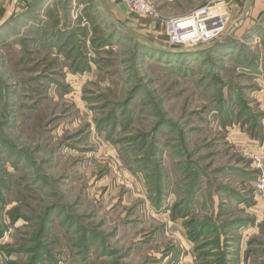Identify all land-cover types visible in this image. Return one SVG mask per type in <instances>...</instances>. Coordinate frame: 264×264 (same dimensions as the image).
Here are the masks:
<instances>
[{
  "label": "rangeland",
  "instance_id": "1",
  "mask_svg": "<svg viewBox=\"0 0 264 264\" xmlns=\"http://www.w3.org/2000/svg\"><path fill=\"white\" fill-rule=\"evenodd\" d=\"M23 1L0 17V264H264V0L188 48L124 0Z\"/></svg>",
  "mask_w": 264,
  "mask_h": 264
},
{
  "label": "built area",
  "instance_id": "2",
  "mask_svg": "<svg viewBox=\"0 0 264 264\" xmlns=\"http://www.w3.org/2000/svg\"><path fill=\"white\" fill-rule=\"evenodd\" d=\"M37 1V0H30ZM134 12L152 19H163V33L171 47L208 46L232 30V10L224 0L214 6L193 10L183 17L162 18L157 0H125Z\"/></svg>",
  "mask_w": 264,
  "mask_h": 264
},
{
  "label": "crops",
  "instance_id": "3",
  "mask_svg": "<svg viewBox=\"0 0 264 264\" xmlns=\"http://www.w3.org/2000/svg\"><path fill=\"white\" fill-rule=\"evenodd\" d=\"M28 1L32 2V3L37 2V3H35L36 6L41 5L39 2L41 0H39V1L38 0L37 1L28 0ZM112 1L117 2V1H121V0H108V1L107 0L106 1H104V0H92V2H90V4L99 7V9H105L106 11H108L109 9H111ZM157 2L160 5V1L157 0ZM26 6H27V4L23 0H0V7H2L1 8L2 10H0V17H2V21L5 22L7 20V18L9 17V15L11 13H14V10L16 11V14L19 12H23V10L25 9ZM31 7H32V5H31ZM108 15L110 16L109 11H108ZM17 17H18V14H17Z\"/></svg>",
  "mask_w": 264,
  "mask_h": 264
},
{
  "label": "water",
  "instance_id": "4",
  "mask_svg": "<svg viewBox=\"0 0 264 264\" xmlns=\"http://www.w3.org/2000/svg\"><path fill=\"white\" fill-rule=\"evenodd\" d=\"M130 34H132L133 36H134V34L133 33H131L129 30H127Z\"/></svg>",
  "mask_w": 264,
  "mask_h": 264
},
{
  "label": "trees",
  "instance_id": "5",
  "mask_svg": "<svg viewBox=\"0 0 264 264\" xmlns=\"http://www.w3.org/2000/svg\"><path fill=\"white\" fill-rule=\"evenodd\" d=\"M39 1V0H38ZM209 46V45H208Z\"/></svg>",
  "mask_w": 264,
  "mask_h": 264
}]
</instances>
